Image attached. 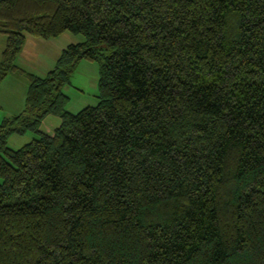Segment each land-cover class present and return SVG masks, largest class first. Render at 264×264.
Wrapping results in <instances>:
<instances>
[{
  "label": "trees",
  "instance_id": "16d2710c",
  "mask_svg": "<svg viewBox=\"0 0 264 264\" xmlns=\"http://www.w3.org/2000/svg\"><path fill=\"white\" fill-rule=\"evenodd\" d=\"M66 32L46 76L16 65ZM0 33V84H29L0 124V264H264V0H0ZM81 61L98 104L72 113Z\"/></svg>",
  "mask_w": 264,
  "mask_h": 264
},
{
  "label": "rangeland",
  "instance_id": "374dc122",
  "mask_svg": "<svg viewBox=\"0 0 264 264\" xmlns=\"http://www.w3.org/2000/svg\"><path fill=\"white\" fill-rule=\"evenodd\" d=\"M84 40L85 37L81 34L66 32L52 40L49 39L46 42H43V40L35 51H31L32 49H30L23 58L19 56L15 63L25 71L43 77L55 68L59 56L69 45L81 43ZM6 44L7 36L0 33V63ZM99 78L98 63L81 61L75 73L72 75L70 83L63 88V93L68 97L65 109L72 113H78L86 107L96 106L99 95ZM3 83L4 86L0 85V97L5 92H8L14 94L16 99L19 97L23 98L24 96L26 101L29 86L26 77L10 74ZM2 103L0 100V104ZM2 114L3 111L0 108L1 118L4 116ZM61 122L59 116L53 114L48 115L41 125V130L53 133L61 125ZM36 137L37 135L33 132H28L25 135L13 134L10 136L8 143L11 148L19 149Z\"/></svg>",
  "mask_w": 264,
  "mask_h": 264
},
{
  "label": "crops",
  "instance_id": "0c3cea01",
  "mask_svg": "<svg viewBox=\"0 0 264 264\" xmlns=\"http://www.w3.org/2000/svg\"><path fill=\"white\" fill-rule=\"evenodd\" d=\"M42 41H43L42 39L27 37L24 48H23V50L19 56H21L23 58L25 56V54H27L30 49H32L31 51H35L37 49V47L41 45ZM46 41H49V40H44L43 42H46ZM42 44H44V43H42ZM3 82L0 84L1 86H4ZM0 100L3 102L2 104H0V108H2V111H3L2 115H4L3 118H1L2 116H0V124L6 118H10V117L19 115L24 111V108H25L24 96H23V98L19 97L16 99L14 94L5 92L4 95L2 97H0Z\"/></svg>",
  "mask_w": 264,
  "mask_h": 264
}]
</instances>
